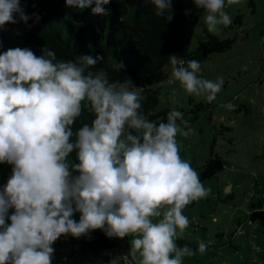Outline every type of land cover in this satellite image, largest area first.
I'll return each mask as SVG.
<instances>
[{"label":"clouds","instance_id":"1","mask_svg":"<svg viewBox=\"0 0 264 264\" xmlns=\"http://www.w3.org/2000/svg\"><path fill=\"white\" fill-rule=\"evenodd\" d=\"M144 2L157 17L174 19L167 15L173 0ZM192 2L207 13V30L215 32L232 23L225 4L240 0ZM109 4L65 0L66 7L91 8L96 16L109 15ZM26 8L21 0H0V31L10 24L29 29L39 24L41 16ZM192 14L185 9V16ZM41 53L20 47L0 52V164L11 166L0 186V264H53L61 237L91 239L97 230L109 239L131 237L126 254L107 253L108 264L137 254L138 264H183L196 254L176 243L190 223L184 209L209 194L180 154L177 135L187 138L192 131L184 114L173 109L166 122L150 119L130 77L113 79L106 68L96 67L105 62L101 53L68 61L57 60L47 45ZM111 67L127 70L123 60ZM200 69V61L172 54L161 72L212 103L224 80L200 78ZM222 107L235 109L232 103ZM85 112L91 122L74 128ZM74 152L78 162H70ZM206 249L198 243L201 254Z\"/></svg>","mask_w":264,"mask_h":264},{"label":"rangeland","instance_id":"2","mask_svg":"<svg viewBox=\"0 0 264 264\" xmlns=\"http://www.w3.org/2000/svg\"><path fill=\"white\" fill-rule=\"evenodd\" d=\"M224 11L231 25L212 33L235 42L229 50L209 55L197 73L203 79L224 80L216 100L208 103L203 95L189 94L171 74L156 87L159 110H178L191 126L187 138L177 135L181 157L199 174L211 155L224 164L217 176L202 182L209 194L184 209L190 223L176 243L196 254L183 258V264H264V224L250 218L254 210L264 209V0L226 3ZM206 15L198 14L190 51L204 39ZM229 103L234 110L222 107ZM79 215L73 218L78 221ZM69 238L61 237L54 245L67 257L65 264H103L109 252L126 254L131 239L121 249L94 252L73 247ZM201 241L207 245L202 254L197 250ZM139 259L137 254L122 260L138 264Z\"/></svg>","mask_w":264,"mask_h":264},{"label":"trees","instance_id":"3","mask_svg":"<svg viewBox=\"0 0 264 264\" xmlns=\"http://www.w3.org/2000/svg\"><path fill=\"white\" fill-rule=\"evenodd\" d=\"M21 3L27 4L29 15L36 12L42 19L31 29L23 23L7 25L6 31H0L3 44L0 52L8 48H30L39 56L41 48L47 45L56 53L57 60L63 61L75 60L81 54L101 53L105 62L96 67L106 68L113 79L130 77L137 86L143 111L150 114L149 118L157 124L166 122L167 113L172 111L159 110L156 88L169 77L170 72H161L168 63V56L175 54L185 61L198 60L202 64L209 55L227 51L235 42L233 37L220 38L205 29L204 39L190 51L198 14L203 11H196L192 0H173V12L167 13L174 16L171 22L157 17L154 8L146 5L144 0H110L107 16L93 15L91 8H68L65 0H21ZM185 9L193 10V14L185 16ZM120 60L126 64V72L117 73L112 69L111 65ZM90 122L91 116L85 112L74 128ZM69 159L70 162H78L75 152ZM223 169L222 160L211 155L199 174L201 182L217 176ZM10 174L11 166L0 164V186L6 184ZM250 218L264 224V210H254ZM128 240V237L124 240L109 239L100 230L93 232L91 239L69 238L73 247L94 252L121 249ZM54 256L53 264L66 263L57 249ZM103 264H108V259H104Z\"/></svg>","mask_w":264,"mask_h":264},{"label":"built area","instance_id":"4","mask_svg":"<svg viewBox=\"0 0 264 264\" xmlns=\"http://www.w3.org/2000/svg\"><path fill=\"white\" fill-rule=\"evenodd\" d=\"M264 207V206H263ZM264 210V209H263Z\"/></svg>","mask_w":264,"mask_h":264}]
</instances>
